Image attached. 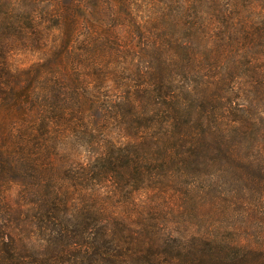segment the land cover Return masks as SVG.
I'll list each match as a JSON object with an SVG mask.
<instances>
[{"label":"trees","instance_id":"16d2710c","mask_svg":"<svg viewBox=\"0 0 264 264\" xmlns=\"http://www.w3.org/2000/svg\"><path fill=\"white\" fill-rule=\"evenodd\" d=\"M103 1L131 29L99 56L81 0H0V264H264V0ZM91 110L112 141L66 165Z\"/></svg>","mask_w":264,"mask_h":264},{"label":"rangeland","instance_id":"374dc122","mask_svg":"<svg viewBox=\"0 0 264 264\" xmlns=\"http://www.w3.org/2000/svg\"><path fill=\"white\" fill-rule=\"evenodd\" d=\"M82 5V12H81V18H80V25L78 27V33L80 36H78L77 42L72 44L73 49L77 47L78 42H82V44L79 46V49L82 48L83 44L86 46L87 44V36H89V42L93 47V50L96 55L101 56V54H106L109 51L112 52V32L120 31V35H126L128 33V30H130V22H127V20L119 23V25L112 24V17L109 14L108 6L103 0H81ZM94 5V10H98L102 8L104 10L105 16L103 18L98 17L96 14L92 15V6ZM106 11V12H105ZM108 11V12H107ZM49 25H53V23L49 22ZM130 28V29H129ZM53 30V26H52ZM117 30V31H116ZM138 35V34H137ZM142 37L140 34L139 36H135L136 40ZM86 41V42H85ZM52 44V43H50ZM80 53V52H79ZM81 53H86L85 51H81ZM43 53H33L29 50H23V49H16L11 52L9 59V64L11 65L12 70H14L16 75L19 76H25L26 69L31 66L32 64L39 62L41 60V55ZM83 56H85L83 54ZM128 58V59H127ZM126 59L129 60L130 58L127 57ZM126 59H119L115 64L119 67H123L125 65ZM134 64H136V59L133 61ZM65 69L69 72L74 71L75 65L72 63V60L70 62H66ZM112 65V64H111ZM83 68V67H82ZM82 70V69H81ZM87 67L84 68V75L87 73ZM47 72L45 70H36L34 71L28 79V84L32 82L31 85H37V82H43L47 79ZM97 86L93 87V83L90 85L91 89H93L95 92H98L99 99L101 98L102 101H105L106 96H112V80L108 81L104 84L95 83ZM69 93V92H68ZM69 100V106H71L74 101L72 100V97L70 96ZM100 106V105H99ZM108 115L104 113V111L100 110H91L87 111L84 118V126L86 125V129L84 131H80L81 134H72L70 126H67L66 131L70 134V137L73 138L72 141L64 144L62 147L59 146L58 154L59 156L65 157L66 156V165L73 164L75 157H81V163L84 166L86 163H89V160H92L96 154H98L101 150V144L106 141H112V120H107ZM5 137L6 139L0 142L1 148H4V150H7L11 152V154H14L17 156V153L19 152V148L10 139H8L5 135L6 132L0 133V136ZM87 157H90V159H87ZM67 168L69 166H66ZM88 175V172H87ZM88 179L91 178L92 181L90 184H97L98 178L100 177H87ZM87 184V185H86ZM84 184L83 191L89 194L91 192V185L89 183ZM98 193H101L102 191L110 190L108 185H103V188H97ZM15 192H13L14 195ZM261 242H263V238L261 236L260 239Z\"/></svg>","mask_w":264,"mask_h":264}]
</instances>
